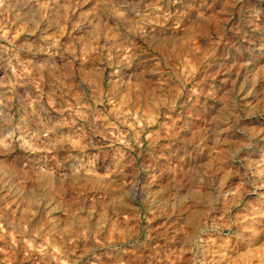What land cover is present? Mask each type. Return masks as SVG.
<instances>
[{
    "label": "rangeland",
    "instance_id": "374dc122",
    "mask_svg": "<svg viewBox=\"0 0 264 264\" xmlns=\"http://www.w3.org/2000/svg\"><path fill=\"white\" fill-rule=\"evenodd\" d=\"M0 114V264H264V0H0Z\"/></svg>",
    "mask_w": 264,
    "mask_h": 264
},
{
    "label": "bare ground",
    "instance_id": "6f19581e",
    "mask_svg": "<svg viewBox=\"0 0 264 264\" xmlns=\"http://www.w3.org/2000/svg\"><path fill=\"white\" fill-rule=\"evenodd\" d=\"M1 115V114H0ZM1 117V116H0ZM12 193L14 194L15 193V190H12Z\"/></svg>",
    "mask_w": 264,
    "mask_h": 264
}]
</instances>
